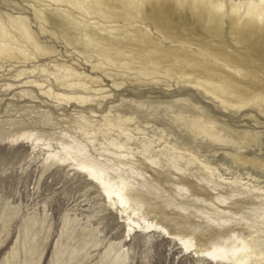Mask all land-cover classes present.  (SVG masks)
Segmentation results:
<instances>
[{
	"label": "rangeland",
	"instance_id": "1",
	"mask_svg": "<svg viewBox=\"0 0 264 264\" xmlns=\"http://www.w3.org/2000/svg\"><path fill=\"white\" fill-rule=\"evenodd\" d=\"M34 3L0 0V17L4 21L27 17L52 52L37 55L35 65L29 61L25 67L0 60V264H115L117 253L125 264H213L186 252L160 231L137 233L127 240V217L99 186L73 163L49 159L50 150L65 155L61 144L83 146L98 164L109 160L108 165L118 170H110L111 177L133 182V195L143 201L135 222L143 224L145 219L174 235L195 237L201 248L240 233L264 238V107L257 101L264 94V68L256 56L251 55L254 62L243 66L239 74L232 70L234 66L231 70L214 68L213 73L195 72L202 78L230 80L231 86L253 98L251 109H226L193 79L197 75L192 72L182 78L168 68L157 70L141 62L112 67L113 63L100 56L98 39L84 32L73 45L63 37L67 32L63 22L37 19ZM237 47L230 52L245 57L242 46ZM193 55L195 63L207 54L200 55L196 48ZM62 63L87 74L86 89H77L80 93L76 95L88 102L58 103L45 93L50 88L69 93L49 74L64 67ZM102 66V70L107 68L102 71ZM203 122L208 127L215 125L216 133L235 142L219 145L201 136L196 127ZM120 124L128 135L118 128ZM26 133L34 134L39 142L12 141ZM46 142L51 143L50 150ZM165 142L194 151L218 173L207 172L201 163L182 162V170L175 169L167 159L170 153L161 149ZM115 143L127 146L126 150H116ZM150 144L149 153L145 146Z\"/></svg>",
	"mask_w": 264,
	"mask_h": 264
},
{
	"label": "bare ground",
	"instance_id": "2",
	"mask_svg": "<svg viewBox=\"0 0 264 264\" xmlns=\"http://www.w3.org/2000/svg\"><path fill=\"white\" fill-rule=\"evenodd\" d=\"M35 2L36 3L31 6L37 19L42 22L51 21L53 19L63 22L67 28V32H64L65 34L63 37H67L66 39L68 42L73 43V45L76 43V40L80 38L81 33L84 32L86 35L98 39L102 46L100 56L108 64L113 63L112 67L115 64L122 65L121 63L133 64L134 62H141L146 65L153 64L157 70L168 68L171 71L177 72V75L182 74L180 76L183 78L185 77L184 74L189 72L195 75L197 69H200L201 73L202 71L213 73L215 69L224 68L221 66H225L226 68L229 67L228 69L234 66L235 68L232 70L235 69L236 73L238 72L237 74H239L242 73L240 69L243 66H249L248 64H250L251 61L254 62L251 55H255L257 61H260L263 66L260 65L264 68V0H35ZM53 8H56L54 12L57 11L54 14L50 13L53 11ZM173 10L177 13L176 15H173ZM100 17L105 20L102 18L98 20ZM186 33H188V35H185ZM193 35L199 39L195 40L194 37L192 40ZM235 44L238 45V47L239 45L242 46L241 49L245 50V57H240V55L239 58L234 55V52H230L229 49L234 48ZM238 47L236 48L237 50L240 49ZM196 48L198 52H200V55H207L205 58L203 57L204 59L202 60L195 59L196 62L194 63L192 59L194 56V49ZM50 53H52L51 49L46 47L40 40L39 35L33 30L32 23L27 17H9L7 21H4L0 17L1 63H12L13 65L22 64V66L25 67L30 61L35 65L36 60L39 59L37 55L43 57L50 55ZM226 62H229V64H226ZM72 65L63 64L64 67H61L59 70L56 69L52 72L49 71L50 73L48 72L50 76H54L60 87H64L69 92L67 94L57 93L51 88L45 92L49 97L56 99L58 103H68L73 100L78 103H85V100L87 101V98L76 94L80 93L77 89H86L88 76L85 72ZM101 65H99V67ZM38 68V66L36 68H31L32 71H30L36 72ZM96 68L99 69L98 67ZM102 68L103 66L100 70H102ZM128 69L129 68L126 70ZM192 69L196 71H190ZM46 70L47 68L45 67L42 71ZM147 71L148 69L143 72ZM151 71L152 69L149 72ZM215 74L216 73H214V75ZM231 75L234 76L232 73ZM222 76L220 75L219 77L224 78ZM193 79L198 80L201 87L226 109L243 110L247 107L250 109L252 107V103L250 105V102L253 98H250V96L247 98L246 96L248 94L244 96L243 93H241L242 91H238L233 84L231 86L228 78V83H225L226 81H224V79H222L224 82L220 80V78L215 79L214 76L211 78H209V76L208 78H202L197 75L194 76ZM257 101L264 107V94L258 95ZM261 113L263 112L261 111ZM215 127V125L213 127H208L204 125L203 122V124H197L196 128H199L200 131H198L201 136L204 135L212 140L211 142L219 145H225L229 142L233 144V141L235 142V140L229 141V139L225 138L223 135L216 133L213 130ZM118 128L123 130L122 132H125L126 135L129 134L122 124H120ZM129 139L131 140V138ZM34 140L39 142L34 134L26 133L15 137L12 141L16 143L19 141L32 142ZM152 144H150V146H145V151L149 152ZM164 144V147H161V149L164 152L170 153V157H167V159L175 169L182 170V162L191 166L201 163L207 172L209 171L211 174L218 173L216 168H213L208 162L201 159V157L199 158L194 151L180 149L176 144L170 145L168 142ZM45 145L49 150L52 148L50 142H46ZM113 146L118 151L126 150L127 147L119 143H115ZM61 150L65 153L64 156L62 152L50 150L49 159H53L62 164L73 163L80 173L86 175L99 186L109 202L114 207L120 208L121 215L127 217V240H130V238L137 233L160 231L166 234L168 238L179 243L186 252L191 254L194 253L196 257L205 259L213 264H264V238L258 236L245 237L240 233L228 238H221L220 241L212 242L209 246L201 248L202 246H198L195 237L174 235L156 222H149L145 219L143 220V224L140 223V221L135 222L134 218L140 217V213L143 211V201L137 199V197L133 195V182L122 177H119V180L111 177L109 171L116 172L118 170L108 165L109 160H107L105 164L102 162L98 164L91 159L87 150L81 145L68 147L61 144ZM211 174L209 173V175ZM221 180L223 181V179ZM218 184L220 185V183ZM242 194L243 193H241V195ZM142 195H140V198H143ZM217 199H219V197H217ZM235 201L236 200L233 202ZM243 206L245 207V205H242V207ZM254 206H258V204ZM254 206L252 205V207ZM258 208L261 209L260 207ZM254 212H256V209ZM220 213L224 215L223 211H220ZM232 213L234 212L232 211ZM235 216H237V214ZM248 216L252 217L250 215ZM254 227V224L250 225V229H254ZM113 259L115 264H123L126 261L122 260V254L119 253H117Z\"/></svg>",
	"mask_w": 264,
	"mask_h": 264
}]
</instances>
